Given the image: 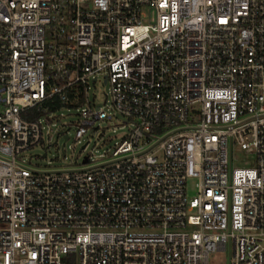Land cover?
Masks as SVG:
<instances>
[{
    "label": "built area",
    "instance_id": "1",
    "mask_svg": "<svg viewBox=\"0 0 264 264\" xmlns=\"http://www.w3.org/2000/svg\"><path fill=\"white\" fill-rule=\"evenodd\" d=\"M98 76L134 121L128 138L79 168L25 164L47 105L75 109L77 140L111 118L88 105ZM34 108L46 114L24 116ZM234 148L254 165L232 167ZM217 251L264 264V0H0V264H209Z\"/></svg>",
    "mask_w": 264,
    "mask_h": 264
},
{
    "label": "rangeland",
    "instance_id": "2",
    "mask_svg": "<svg viewBox=\"0 0 264 264\" xmlns=\"http://www.w3.org/2000/svg\"><path fill=\"white\" fill-rule=\"evenodd\" d=\"M87 91L88 105L93 110L100 107L107 109L111 115L110 119L97 120L92 126L88 127V132L82 138L77 140L74 137L73 126L77 119L75 109L62 107L49 112L48 121L42 122L41 141L20 154V159L31 167L66 169L79 168L83 166L82 160L89 156L91 163L102 161L111 156L116 144L122 139L128 138L135 128L133 120L117 112L109 106V85L104 83V77L98 76L97 81L88 84ZM84 106H87L85 103ZM44 115H42L43 117ZM68 126L69 138L64 142L61 134L57 137V144L51 146L56 139L58 131L65 130ZM147 136L140 139V145H146ZM85 145L82 148V145ZM65 155L62 156L61 145ZM46 152L45 157H41ZM30 160L28 161V158ZM158 159L161 158V152L157 153ZM255 163L253 153L240 148H234L232 151V167H252ZM197 178L190 177L186 181V194L191 197L196 192ZM227 254L224 251H217L209 256V264H227Z\"/></svg>",
    "mask_w": 264,
    "mask_h": 264
},
{
    "label": "trees",
    "instance_id": "3",
    "mask_svg": "<svg viewBox=\"0 0 264 264\" xmlns=\"http://www.w3.org/2000/svg\"><path fill=\"white\" fill-rule=\"evenodd\" d=\"M82 104V101L80 100V105ZM57 109H60L59 103L49 104L47 105V112L55 111ZM46 114L45 110H42L40 108H34L30 111L26 112L24 116H26L29 119H36L41 117L42 115Z\"/></svg>",
    "mask_w": 264,
    "mask_h": 264
},
{
    "label": "water",
    "instance_id": "4",
    "mask_svg": "<svg viewBox=\"0 0 264 264\" xmlns=\"http://www.w3.org/2000/svg\"><path fill=\"white\" fill-rule=\"evenodd\" d=\"M59 134H60V131L57 132V134H56V139H55V141H54L53 143L50 144L51 146L57 144V137L59 136ZM62 137H63V141H64V142L69 138V136H68L66 133L63 134ZM85 145H86V143H85L84 145H82V148H84ZM61 153H62V156L65 155V152H64V150H63V144L61 145ZM45 156H46V152H44V153L42 154L41 157H45ZM86 161H87V156H85V157L83 158L82 163H85Z\"/></svg>",
    "mask_w": 264,
    "mask_h": 264
}]
</instances>
